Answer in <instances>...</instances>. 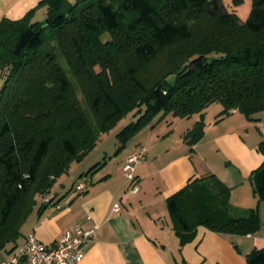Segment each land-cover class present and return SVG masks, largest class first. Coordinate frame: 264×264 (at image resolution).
I'll return each instance as SVG.
<instances>
[{
	"label": "trees",
	"instance_id": "16d2710c",
	"mask_svg": "<svg viewBox=\"0 0 264 264\" xmlns=\"http://www.w3.org/2000/svg\"><path fill=\"white\" fill-rule=\"evenodd\" d=\"M75 2L41 0L44 20L33 9L0 21V251L16 243L54 180L129 111L143 110L120 130V147L161 110L200 115L183 134L191 147L215 102L219 118L239 110L258 120L264 111V0H253L244 22L221 0ZM258 151L264 156V138ZM251 178L264 200V160ZM230 190L209 174L168 197L182 243L200 225L242 235L260 228L258 208L233 214ZM246 256V264H264V247Z\"/></svg>",
	"mask_w": 264,
	"mask_h": 264
},
{
	"label": "crops",
	"instance_id": "0c3cea01",
	"mask_svg": "<svg viewBox=\"0 0 264 264\" xmlns=\"http://www.w3.org/2000/svg\"><path fill=\"white\" fill-rule=\"evenodd\" d=\"M40 1L0 0V21L20 18L33 9L34 19L44 20L47 7ZM259 117L251 120L239 110L222 118L217 115L205 123L203 138L192 147L183 141L185 132L175 137L169 130L155 137L149 132L124 150L118 165L106 169V163V172L92 176L84 191L61 196L50 191L41 197L43 206L31 212L16 243L0 251V264L30 233L53 245L74 223L97 227L96 238L83 245L85 256L78 264H246V255L264 247V200L254 191L251 178L264 160L258 151L264 138V111ZM260 120L263 128L256 125ZM142 148L146 154L135 168L139 186L135 193L121 168L127 156ZM209 174L231 188L235 216L258 208L261 226L255 233H222L200 225L192 239L181 242L167 199L189 179ZM116 203L121 204L119 211L113 209Z\"/></svg>",
	"mask_w": 264,
	"mask_h": 264
},
{
	"label": "rangeland",
	"instance_id": "374dc122",
	"mask_svg": "<svg viewBox=\"0 0 264 264\" xmlns=\"http://www.w3.org/2000/svg\"><path fill=\"white\" fill-rule=\"evenodd\" d=\"M75 1L77 0H67V3L69 2L76 3ZM221 1L226 6V9L236 13L239 22H244L245 20H247L252 9L251 7L253 6V0H221ZM81 3L83 4L84 2ZM109 38H110L109 34H106L103 37V39H109ZM96 69L99 71L100 68L96 66ZM69 75L72 81H75L74 79H76V77L73 76L72 71L69 72ZM168 77L170 81L172 82L174 81L175 77L173 75H169ZM0 81H3V77L1 73H0ZM80 90L77 93H78V98L80 99V103L82 104L81 106L85 107V109L88 112H90L89 106H87V102L85 101L83 94L80 93L81 92ZM222 108L223 107L220 102H215L211 104L205 110L204 113L205 123L215 120V118L218 115V112H220ZM142 112L143 110L138 111L136 109L129 111L127 114L120 117V119L115 124H113L108 130L101 133L100 138L96 143V146L90 152H88L84 157H81L80 160L76 159L72 161L71 165L69 166V170L59 175L54 180L53 184L51 185L52 186L51 194L56 193L59 196H61L63 193L66 192L77 193L76 184H78L80 181H86L90 183L92 176H97V174H104L106 172L104 167L107 164L108 166H106V169L112 165L114 166L118 165V163L123 159L121 155L124 152V150L126 148H130L132 146L137 145L138 144L137 142H139L140 138L148 135L149 132L152 133L153 137H155L158 134H162L163 130H169L170 132H173L172 134L174 137L179 136L183 132H186L189 128L193 127L194 123L200 118V115L198 114H194L190 117H180V115L174 116L173 113L167 112L166 110H161L152 116L149 123L144 124L139 129H137L136 132L130 135L123 143L124 145L120 147L119 144L120 141L118 137L120 130L128 126L130 122L135 121L138 118L137 116L140 115V113ZM242 114L245 115V113ZM93 117L94 116L90 114L89 119H91V121L94 123L95 120L93 119ZM262 124H263V120L262 121L260 120V122H258V124L256 125L263 128ZM127 158L128 156L126 157L125 162ZM102 162L105 163L97 166L96 168L94 167L95 165H98L99 163ZM102 169H104L103 173H101ZM38 199L39 202L42 201L41 197H39Z\"/></svg>",
	"mask_w": 264,
	"mask_h": 264
},
{
	"label": "built area",
	"instance_id": "2783aa9c",
	"mask_svg": "<svg viewBox=\"0 0 264 264\" xmlns=\"http://www.w3.org/2000/svg\"><path fill=\"white\" fill-rule=\"evenodd\" d=\"M146 149L129 155L121 170L126 174L130 183V191L138 192L137 177L135 168L145 159ZM86 181L76 184L77 192L84 191ZM60 205H57L59 208ZM120 203L114 206L115 211H119ZM97 227L86 228L81 224L70 225L59 239L49 245L39 238L35 233H30L22 245L13 251L12 256L5 259L1 264H78L85 256L83 245L96 238Z\"/></svg>",
	"mask_w": 264,
	"mask_h": 264
}]
</instances>
